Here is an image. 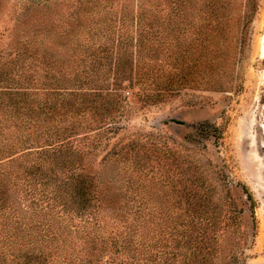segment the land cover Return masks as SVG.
Listing matches in <instances>:
<instances>
[{
	"label": "rangeland",
	"instance_id": "obj_1",
	"mask_svg": "<svg viewBox=\"0 0 264 264\" xmlns=\"http://www.w3.org/2000/svg\"><path fill=\"white\" fill-rule=\"evenodd\" d=\"M78 1L83 0H0V82L14 80L11 70L32 62L39 67L38 82L28 76L17 86L32 93L48 87L43 79L51 76L48 69L62 71L73 55V47L59 38V25ZM92 1L80 19L91 39L92 33L110 35L102 37L108 42L122 35L129 44L133 10L144 0ZM148 4L165 7L157 0ZM125 5L132 9L126 15L130 34L117 27ZM218 6V16L197 20L209 25L205 35L161 27L169 34L158 36L160 42L174 34L180 41L176 52L171 42L160 47L156 60L158 46L151 60L140 57L139 66L157 62L153 76L151 68L141 76L155 84L140 88V75L129 76L133 54L116 57L112 45L95 44L92 48L103 51L96 63L98 92H113L117 78L125 101L96 99L94 105L88 100L77 108L56 109L45 104L37 110L46 115V124L77 125L76 117L85 114L119 127L117 134L94 141L99 146L78 163L88 177L110 176L112 166L104 163L115 160L110 153L116 150L121 160L134 159L144 169L147 183L142 186V178L138 180L137 195L124 192L121 206L145 213L151 264H264V0H221ZM156 21L165 24L167 19L157 15ZM149 23L151 19L145 21L147 27ZM196 37L225 45H189ZM114 66L118 75H113ZM157 136L158 146L153 144ZM141 174L134 172V180ZM87 189L94 194V183L88 182Z\"/></svg>",
	"mask_w": 264,
	"mask_h": 264
},
{
	"label": "trees",
	"instance_id": "obj_2",
	"mask_svg": "<svg viewBox=\"0 0 264 264\" xmlns=\"http://www.w3.org/2000/svg\"><path fill=\"white\" fill-rule=\"evenodd\" d=\"M157 1L165 7L155 9L148 4L149 0H144L133 10L131 34L126 29V15L132 9L126 5L128 10L123 8L117 27L131 35L129 44L122 35L108 42L102 41V37L109 39L110 35L92 33V40L90 30L81 26L80 19L88 13H82L85 6L93 1H78L76 9L59 25V38L66 39L73 47V55L64 64L66 66L60 68L62 71L48 69L51 76H43L48 87L32 93L28 87L21 89L17 86L19 82L28 81V76L34 83L38 82L39 67L32 62L13 68L9 76L14 80L0 82V264L152 263L145 213L121 206L123 197H126L124 192L137 195L138 180L142 178V186L147 183L144 169L134 159L121 160V151L116 150L110 153L115 160L104 163L112 166L110 176L98 173L88 177L78 163L99 146L94 145V141L101 142L106 134H117L119 127H108L103 118L85 114L76 117L77 125L67 124V121L61 124L49 121L46 124V115L37 110L43 109L45 104L56 109L77 108L88 100L94 105L96 99L109 98L116 103L125 101L119 93L123 90L122 82L117 78L113 81L116 86L113 92H98L101 73L96 63L103 51L92 48L95 44L101 47L112 45L110 48L116 50V57L119 53H127L130 58L133 54L135 58L132 59L129 76L133 73L134 76L140 75L137 78L140 88L155 84L141 76H145L144 70L150 68L153 76L157 62L139 66L142 62L140 57L151 60L155 51L153 47L158 46L153 55V60H156L160 47L174 42L171 47L176 48L180 41L178 34H174L171 39L160 42L158 36L169 34L164 33L161 27L170 30L175 27L182 34L195 32L205 35L207 29L211 31L207 27L209 25H200L197 20L205 22L207 15L218 16L221 0ZM157 15H164L166 23L158 24ZM149 19L152 23L147 27L145 21ZM209 42L225 45L199 37L189 40L188 44L204 46ZM73 45H77L79 51ZM170 57H173L172 53H168ZM161 70L159 76H164ZM113 71L116 72L113 75L119 74L117 66ZM181 73L184 75L183 71ZM12 81L14 85L10 83ZM65 84L69 87L65 88ZM81 130L86 131L80 134ZM160 142L161 137L157 136L153 144L158 146ZM137 171L143 174L134 180L133 173ZM88 182L94 183V194L87 191ZM246 196L249 197L247 193ZM128 197L136 199L135 196Z\"/></svg>",
	"mask_w": 264,
	"mask_h": 264
}]
</instances>
